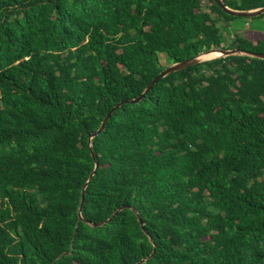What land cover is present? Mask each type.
Masks as SVG:
<instances>
[{
	"label": "trees",
	"instance_id": "16d2710c",
	"mask_svg": "<svg viewBox=\"0 0 264 264\" xmlns=\"http://www.w3.org/2000/svg\"><path fill=\"white\" fill-rule=\"evenodd\" d=\"M261 17L212 0H0V264H264V60L171 73L90 139L160 57L225 49L218 22ZM228 49L264 54V35Z\"/></svg>",
	"mask_w": 264,
	"mask_h": 264
},
{
	"label": "water",
	"instance_id": "95a60500",
	"mask_svg": "<svg viewBox=\"0 0 264 264\" xmlns=\"http://www.w3.org/2000/svg\"><path fill=\"white\" fill-rule=\"evenodd\" d=\"M213 2H215L226 14L234 16V17H246V18H255L258 17L262 14H264V7L262 8H258V9H254V10H249V11H238V10H233L228 8L227 6H225V4L223 3L222 0H212ZM210 52H219L221 53V56L217 57H227V56H250V57H254V58H258V59H262L264 60V54H258V53H251V52H243L237 49H210L207 52L204 53H200L198 56L190 59V60H184L181 62H176L173 63L167 67L164 68V70H162L155 78H153L146 86V88L144 89V91L142 92V94L134 99L131 100H124L121 101L119 103H117L104 117L103 122L101 124V127L98 129V131L90 136V139L92 137H94L96 134L100 133L103 131L105 123L107 122V120L110 118L111 114L119 107H121L123 104H127V103H131V104H137L139 103L144 97L145 95L153 88V86L162 78L166 77L167 75L177 72L179 70L185 69L189 66H193L196 65L198 63H200L201 59L200 56L203 54H207ZM94 158V157H93ZM96 166V165H95ZM93 175V174H92ZM91 175V176H92ZM86 185H84L83 189H82V193H81V205L84 202L83 196H84V190H85ZM79 210H81V207L79 208ZM145 260L141 261L140 263L144 262ZM139 263V264H140Z\"/></svg>",
	"mask_w": 264,
	"mask_h": 264
},
{
	"label": "rangeland",
	"instance_id": "374dc122",
	"mask_svg": "<svg viewBox=\"0 0 264 264\" xmlns=\"http://www.w3.org/2000/svg\"><path fill=\"white\" fill-rule=\"evenodd\" d=\"M217 25L224 40L223 47L225 50L230 48V45L236 37H240L247 32L252 31L264 35V17L250 20L235 19L229 23V26H226L221 22H218ZM205 61H209V59L201 60L200 62ZM160 64L165 67L169 66V64L166 63L164 57H160Z\"/></svg>",
	"mask_w": 264,
	"mask_h": 264
},
{
	"label": "bare ground",
	"instance_id": "6f19581e",
	"mask_svg": "<svg viewBox=\"0 0 264 264\" xmlns=\"http://www.w3.org/2000/svg\"><path fill=\"white\" fill-rule=\"evenodd\" d=\"M221 56V53L219 52H210V53H207V54H203L200 56V59L201 60H207V59H214V58H217Z\"/></svg>",
	"mask_w": 264,
	"mask_h": 264
}]
</instances>
